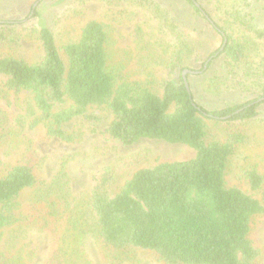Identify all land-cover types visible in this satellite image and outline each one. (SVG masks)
<instances>
[{
	"label": "trees",
	"instance_id": "1",
	"mask_svg": "<svg viewBox=\"0 0 264 264\" xmlns=\"http://www.w3.org/2000/svg\"><path fill=\"white\" fill-rule=\"evenodd\" d=\"M38 1L25 20L39 16ZM94 1L112 5L114 0ZM252 1L225 2L218 19L197 0L182 1L180 14L203 20L219 37L220 47L208 53L197 52L169 13L148 1L158 29L169 37L160 38L161 54L154 62L166 75L163 80L153 73L155 50L140 26L133 35L140 66L146 64L142 80L131 79L111 62V28L97 20L87 21L78 39L61 48L41 26L37 38L42 56L34 64L0 56L5 89L30 95L31 112H38L31 126L43 124L48 137L72 141L64 125L75 119L98 123L101 117L94 110L100 109L111 115L107 134L123 145L151 139L186 145L195 153L189 160L138 170L117 191L112 171L102 169L85 192L74 196L66 164L44 179L38 173L42 156L26 146L21 159L0 175V231L16 225L22 232L46 234L45 264H95L88 244L103 264H124L136 250L151 253L161 264H264V252L249 238L252 219L264 217V177L255 165L238 172L259 199L225 182L231 159L247 143L245 125L264 105V66L256 69L249 62L256 42H264V25L250 9ZM23 21L0 19V49L15 43V30ZM192 63H200L199 74L211 73L206 91L238 88L251 98L206 109L184 84L181 72L187 71V80L196 71ZM26 191L25 201L18 202ZM0 264L9 263L3 256Z\"/></svg>",
	"mask_w": 264,
	"mask_h": 264
},
{
	"label": "rangeland",
	"instance_id": "2",
	"mask_svg": "<svg viewBox=\"0 0 264 264\" xmlns=\"http://www.w3.org/2000/svg\"><path fill=\"white\" fill-rule=\"evenodd\" d=\"M36 1L0 0V19L24 20L15 30V43L0 49L1 57L14 56L34 64L42 56L37 38L41 26L52 32L57 46L61 48L78 39L80 29L87 21L97 20L111 28L112 42L109 51L114 65H121L123 72L131 79H145L146 64L140 66L139 59L142 55L138 54L136 37L133 35L135 27L140 26L142 37L151 49L155 50L151 63L155 77L157 80L167 79L154 62L159 61L161 54L160 38L164 36L169 41V37L158 29V20L149 8L148 1H153L169 13L171 21L192 40L197 52L208 53L221 45L219 37L203 20L195 22L186 17V14H180L179 6L183 0H114L112 5L94 0H40L36 3H40L39 16L25 20L31 5ZM239 1L197 0L216 19L219 18L222 4ZM252 3L250 9L257 23L263 26L264 0H255ZM234 32L235 36H240ZM256 43L257 47L249 62L256 69H262L264 42ZM191 66L196 70L193 72L197 73H191L186 81L194 100L206 109H220L251 98L238 88L223 90L219 94L206 91L204 82L211 73L199 74L200 63H192ZM181 73H184V76L187 74L185 71ZM5 81L6 78L0 74V175L6 167L21 159L26 146H32L43 158L38 169L39 175L50 179L64 162L70 178L71 192L74 196H79L89 188L92 177L102 169L108 168L112 171L114 190L117 191L138 170L151 168L159 163L189 160L195 155L194 150L186 145L169 144L159 140L141 139L131 145H123L107 134L111 115L100 109L94 110L101 117L98 123L75 119L64 125L63 129L72 136V141L65 142L48 137L45 135L43 124L31 126L33 114L38 116V112H31L33 104L30 95L26 92L7 91L4 87ZM18 121L22 123L19 124ZM207 124L212 133H217L210 123ZM244 130L247 143L231 159L225 182L228 187H237L259 199L260 194L252 192L240 179L238 172L244 166L255 165L264 177V105L258 109L257 117L245 125ZM28 192H23L18 202L25 201ZM249 238L254 247L264 252V217L252 219ZM86 249L95 264H103L92 244H88ZM47 250L46 234L22 232L16 225L0 231V257L4 256L9 264H45ZM124 264L161 263L151 253L136 250Z\"/></svg>",
	"mask_w": 264,
	"mask_h": 264
},
{
	"label": "water",
	"instance_id": "3",
	"mask_svg": "<svg viewBox=\"0 0 264 264\" xmlns=\"http://www.w3.org/2000/svg\"><path fill=\"white\" fill-rule=\"evenodd\" d=\"M185 72H187V71H185ZM190 73H197V72H190ZM182 76H183V80H184V84H185V86H186V89H187L188 92H189V89H188V83H187V81H186V79H185V77H184V73L182 74Z\"/></svg>",
	"mask_w": 264,
	"mask_h": 264
}]
</instances>
